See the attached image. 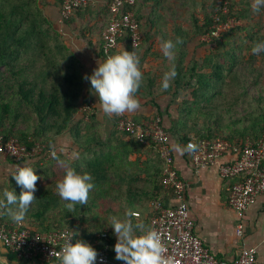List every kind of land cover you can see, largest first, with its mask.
I'll list each match as a JSON object with an SVG mask.
<instances>
[{
	"label": "trees",
	"instance_id": "1",
	"mask_svg": "<svg viewBox=\"0 0 264 264\" xmlns=\"http://www.w3.org/2000/svg\"><path fill=\"white\" fill-rule=\"evenodd\" d=\"M96 1L77 9L75 15L93 16ZM253 5L254 0H137L133 10L144 29L148 50L160 42L162 34L167 36L162 37L163 42L182 41L176 44L178 54L166 68L176 72L170 87L163 89V76L151 70L142 73L135 94L157 108L156 114L144 121L161 117L173 154L174 145L183 147L192 140L258 144L263 139L264 57L256 59L253 53L264 46V23H258L261 14ZM47 6L45 0H0V130L29 148L36 144L43 147L39 157L18 163L10 160L16 165L29 162L39 176L49 177L52 170L42 163L51 159L50 152L55 150L58 158L54 162L64 159L80 174H91L95 187L87 205L76 204L71 212L56 186H41L38 180L37 199L23 223L34 221L35 229H31L43 235L78 230L76 239L85 242L97 238V230L103 228V241L97 240L99 252L112 246L107 240L108 227H104L110 202L129 207L160 200L168 208L173 194L163 183L166 163L158 145L144 144L119 130L115 115L109 118L115 128L105 137V122L93 105L83 62L47 14ZM103 9L98 14L101 35L112 20L109 6ZM73 22L72 18L64 24ZM100 57L103 61L109 57L102 45ZM163 98L177 104L166 117L158 104ZM86 106L93 107V112L86 111ZM134 121L143 123L137 118ZM66 138L73 144L63 152L58 141ZM71 151L73 155L68 154ZM142 153L147 154L145 160ZM234 179L232 187L242 180ZM11 184L9 190L19 194L15 180ZM140 185L144 189L138 188ZM4 215L6 223L17 224L6 221ZM96 221L97 225H92ZM92 226H96L95 233Z\"/></svg>",
	"mask_w": 264,
	"mask_h": 264
},
{
	"label": "built area",
	"instance_id": "2",
	"mask_svg": "<svg viewBox=\"0 0 264 264\" xmlns=\"http://www.w3.org/2000/svg\"><path fill=\"white\" fill-rule=\"evenodd\" d=\"M60 21L65 23L73 18L77 9L85 7L94 0H59ZM137 0H108L107 5L112 15L111 23L102 32L104 53L112 56L122 49L135 51L144 41V30L133 10ZM86 111L93 112V107L86 106ZM117 128L135 136L144 144L150 142L159 146L162 159L166 163L163 183L166 190L173 194L170 207L162 201L153 202L154 214L150 219V228H155L167 249L165 255L175 257L178 264H256L257 250L243 248L232 261L219 259L204 245L196 232V223L191 216L187 202L188 185L179 174L170 139L162 126V119L143 121L136 124L127 113L117 118ZM197 150L189 153L191 163L196 171L210 166H217L223 178H242L230 189L229 205L239 216H244L255 204L258 196L264 195V137L258 144L251 141L231 143L226 140L201 141L192 140ZM43 147L36 144L29 148L18 138H7L0 130V158L13 162L36 158L42 155ZM51 156V155H50ZM230 158L229 162H225ZM64 229L50 234H41L19 224H8L0 211V243L14 253L19 260H37L42 262L60 261V253L65 244ZM243 235V226L237 232ZM76 239V238H75ZM75 239L73 243H75ZM103 264H123L109 258L107 249L98 252Z\"/></svg>",
	"mask_w": 264,
	"mask_h": 264
},
{
	"label": "crops",
	"instance_id": "3",
	"mask_svg": "<svg viewBox=\"0 0 264 264\" xmlns=\"http://www.w3.org/2000/svg\"><path fill=\"white\" fill-rule=\"evenodd\" d=\"M104 6L107 5L108 0H103ZM101 5V2H99ZM106 4V5H105ZM95 6V5H94ZM54 13L59 22L56 24L63 32L68 45L76 53L79 59L83 62L85 74L91 75L93 70L98 67V62H104L100 57L101 35H94L91 28L100 22V15L98 19L93 16L74 15L73 24L67 26L60 21V8ZM53 13V12H52ZM101 13V12H99ZM92 18V19H91ZM94 22V23H93ZM74 24H78L81 30H85L84 35L82 31L72 34ZM94 98V107L101 121L106 124L111 116L106 115L98 103V97L91 93ZM171 98H163L158 100L161 110L166 117V112H173L177 108V104L171 102ZM140 107L134 112H126L133 119L146 120L152 117L158 111L157 108L150 102V100H139ZM177 102V101H176ZM104 128V133L106 132ZM106 137V133H105ZM72 143L69 139H61L58 141L59 150L65 152L68 146ZM174 161L176 168L182 179L188 185L187 202L190 207L191 216L196 223V232L201 237L204 245L219 259L232 261L238 257L243 248H255L257 250V263L264 264V195L258 196L255 204H253L244 216H239L237 212L229 205L230 189L236 182L234 178H223L217 166H210L196 171L191 163L189 153L181 152L174 149ZM138 156V155H137ZM133 157L134 159L137 158ZM146 153H142V158L145 160ZM229 162L230 158L223 160ZM17 165L10 160L0 158V192L5 188L13 187L10 183L12 174L15 172ZM7 185H10L7 186ZM128 187H125V190ZM144 189L143 186H138ZM134 191L136 189H133ZM171 203V202H170ZM171 205V204H170ZM110 211L105 217V221L110 217H118L120 219L130 220L134 225L142 224L145 230L150 228V219L154 214L151 204L142 205L141 201L132 203L129 207L127 204L121 206L118 203L110 202L108 205ZM6 221L10 220L7 215H4ZM107 224V221H106ZM29 228L35 229L34 221L24 222ZM243 226V235L237 234L239 227ZM110 236H107L108 242H111V247L106 246L101 250L107 249V253L115 259V252L113 251L117 238L113 234V230L108 227ZM103 241L101 235L97 238L90 239L87 243L97 248L99 241ZM100 250V251H101ZM0 262L3 264H60V261L42 262L37 260H19L17 256L9 251L2 243H0ZM119 262V261H117Z\"/></svg>",
	"mask_w": 264,
	"mask_h": 264
},
{
	"label": "clouds",
	"instance_id": "4",
	"mask_svg": "<svg viewBox=\"0 0 264 264\" xmlns=\"http://www.w3.org/2000/svg\"><path fill=\"white\" fill-rule=\"evenodd\" d=\"M253 10L264 15V0H254ZM167 40L162 42L161 51L169 60L175 58L177 43ZM253 56L256 59L264 57V46L258 47ZM140 59L135 51L125 48L120 52L107 57L104 62H98L91 75H85L84 79L90 82V91L98 97V103L102 111L108 116H120L126 112H134L139 109L140 102L135 95L140 86L143 74L140 70ZM176 76L175 70L166 72L162 78V87L167 90L170 81ZM175 150L193 153L197 150L195 143H188L181 147L173 146ZM55 159V150L50 152ZM21 191L17 194L15 189L5 188L0 192V210L14 223H22L27 212L37 199V181L43 178L29 162L17 165L12 174ZM90 173L80 174L74 168H67L63 178L57 181V192L61 200L66 201V207L71 212L76 204L87 205L89 194L95 185ZM105 228L110 227L117 238L113 251L115 259L123 264H178L175 257L165 255V248L159 232L155 228L145 230L142 224H133L130 220L110 217L106 220ZM79 236L78 230H71L64 234L65 244L61 250L60 264H98V250ZM75 239V243L73 240ZM3 264V262H0ZM103 264V258L99 260Z\"/></svg>",
	"mask_w": 264,
	"mask_h": 264
},
{
	"label": "rangeland",
	"instance_id": "5",
	"mask_svg": "<svg viewBox=\"0 0 264 264\" xmlns=\"http://www.w3.org/2000/svg\"><path fill=\"white\" fill-rule=\"evenodd\" d=\"M102 1L103 0H97L96 2H94V5H95L94 8L95 9L93 11V18H95V19H98L97 17H98L99 12H104L102 10H104L103 8L105 6H104V3ZM45 2L48 4V6L46 7L47 14L50 16V18L53 20V22H55V23L57 22V24H58L59 21L57 19H59V18H57L58 14L56 12V10H58V7H59L58 0H45ZM99 2H101V5ZM54 13H56L57 16ZM257 20H258V23H260V24L264 23V15H261ZM231 24H232V22H231ZM74 26L75 27L72 28V34L73 35L79 31H82L81 35H84L83 32H85V30H81V28H79L78 24H76V25L74 24ZM102 26L103 25L97 21V23L95 25H93V27L91 28V32L95 33L94 35H101L100 28ZM160 37H161L160 42L157 43L156 45L151 44V47L148 50V47L150 45L148 43H146L145 33H144V41L142 42L141 47L139 49H137L135 52L136 55L140 59L139 67H140V70L142 73H144L146 71L149 72L152 70V71H154V72H152L153 74L158 75V76H164V74L166 72H168L166 68L167 67L169 68L171 60H169L168 58H166L163 55V52L161 51V45H160L163 42L162 37L167 38V36L162 34V35H160ZM145 44H147L148 47L144 46ZM179 49H180V47L176 46L175 55L178 54ZM160 57H162V58H160ZM164 59H166L167 61H165ZM111 125H112V129L115 128L113 124H111ZM104 128H105V125L103 127V131H104ZM73 153L74 152L68 153V154L73 155ZM53 160H54L53 157L51 159L47 158V159L43 160L44 161L42 163L43 166H45L47 169L52 170V172L50 173L49 177H45L44 175H40L43 179L39 181V185H41V186H51V185L56 186L57 181H59L63 178V176L66 172V169L70 167L69 164L66 163L64 159L62 162L60 161L59 163H56ZM53 164H55V165H53ZM15 171H16V169H15ZM53 173H55L56 176H54ZM12 180H14L13 177H11L9 184H11ZM102 216L103 215H101V217ZM97 222L98 221L92 223V225H97ZM91 230L95 233L96 232V226H92ZM103 231H104L103 228L97 230L96 237H97V235H101V232H103Z\"/></svg>",
	"mask_w": 264,
	"mask_h": 264
},
{
	"label": "water",
	"instance_id": "6",
	"mask_svg": "<svg viewBox=\"0 0 264 264\" xmlns=\"http://www.w3.org/2000/svg\"><path fill=\"white\" fill-rule=\"evenodd\" d=\"M105 133H106V138H109L111 136L112 133V125H111V121L109 120L106 124V128H105Z\"/></svg>",
	"mask_w": 264,
	"mask_h": 264
}]
</instances>
